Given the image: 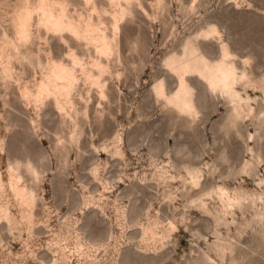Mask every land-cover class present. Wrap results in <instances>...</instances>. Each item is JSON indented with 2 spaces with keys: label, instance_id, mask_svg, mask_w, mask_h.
Listing matches in <instances>:
<instances>
[{
  "label": "rangeland",
  "instance_id": "obj_1",
  "mask_svg": "<svg viewBox=\"0 0 264 264\" xmlns=\"http://www.w3.org/2000/svg\"><path fill=\"white\" fill-rule=\"evenodd\" d=\"M120 2L0 0V50L9 49L11 75L0 64V175L7 195H0V206L9 203V213H0V264H264V204L252 202L264 200V93L253 83L236 87L254 112L237 123L229 100L195 72L184 77L195 120L155 96L159 88L176 93L178 75L168 62L190 61L184 48L220 61L213 28L234 56L230 70L260 82L264 0ZM50 10L65 26L98 25L117 40L115 54L99 59L83 39L47 29L41 18ZM24 14L29 35L19 40ZM96 61L105 69V97L80 82L74 122L63 121L51 100L37 106L36 86L53 65L80 75L75 63L90 68ZM184 166L197 170V186ZM12 169L33 197L27 206L9 191ZM219 189L246 203L224 214Z\"/></svg>",
  "mask_w": 264,
  "mask_h": 264
},
{
  "label": "bare ground",
  "instance_id": "obj_2",
  "mask_svg": "<svg viewBox=\"0 0 264 264\" xmlns=\"http://www.w3.org/2000/svg\"><path fill=\"white\" fill-rule=\"evenodd\" d=\"M118 1L120 2L121 0ZM125 1L128 0H124V2ZM134 1H138V0H134ZM121 3L122 2H120V4ZM126 3L127 2H125V4ZM161 5H162V0H157V7H160ZM131 6H133L132 3ZM96 9H97V5H96ZM29 23H30L29 15L24 14L19 17L17 23V37L19 40H26L28 38ZM41 23L49 30H54V31L67 30L70 33H72L75 37L79 39H83L87 45L92 46L95 49L99 59L108 58L109 56L115 54V50L117 47L116 46L117 40L114 39L113 41H110L106 36V34L100 29V27L94 23L92 24L88 23L84 26L77 25L74 23H69L65 26L63 21L53 14L52 10H50L49 12H43ZM211 34L215 35L220 43V53H221L220 61L216 63H210L206 59L196 56L197 50L195 46L184 48V53H189L188 58L190 61L180 62L179 60L175 59V60H170L168 62L169 68L172 69L178 75L179 86L176 93L170 96L159 88L155 90V96L160 100H162L165 106L175 109L178 114L186 115L192 120H195L198 113L192 104L184 78L185 75L195 72L204 81L207 82L209 89L211 90L212 93H219L222 96H225L229 100V102L232 104L231 113H230L231 118L234 122L237 123V121L243 120L245 117L253 115L254 112L250 105V102L252 100L246 94L245 97H242L240 93L237 91L236 87L240 86L242 88H245L251 85V83H253L254 85H258L259 89L264 93V76L260 82H256V81H251L246 72H241L240 75L238 76L235 75L228 66V64L229 65L232 64L231 59L234 56L229 51L227 45L224 44V42L221 40L220 33L216 28H213ZM208 36L209 34H205L204 38H207ZM249 60L250 58H247L243 63L248 64L250 62ZM0 64L3 68L4 75L7 78H10L11 75H10V67H9L10 64L9 49L2 48L0 50ZM193 65H194V70H191ZM74 66L79 68L80 75L77 74V71L74 69L75 67L72 70H68L53 65V68L51 69L49 75L46 76L37 84L36 92H35V101L39 108L43 107L47 100H51L57 112L59 113L61 119L63 121L69 120V122L71 123L74 122L72 115L77 113L75 109V104L73 102V97L74 94L79 91L80 82L83 83L84 85L89 84L92 86H96L97 89L99 90L100 98L105 97L103 86L100 82V78L105 72L103 65L99 61H96L93 65H91L90 68H85L80 63H75ZM253 102H255V100H253ZM260 122L264 123V112H262V117L260 119ZM69 139L71 142L73 140V137L68 138L67 142ZM248 167L249 164L246 163L244 165V169L246 170ZM184 169L186 170L187 175L190 177L191 184L193 186H197L199 183L197 170L194 168H189L188 166H184ZM31 172L34 176H36L35 169H33L32 167H31ZM18 173L19 172L14 169L9 171V176L7 178L9 191L16 204H18L19 206H27L28 202L31 203V199L33 197L31 198V194L29 193L30 190L28 192L27 189L21 186L23 177L21 178ZM93 176L94 179L97 180L99 183L103 181L98 169H94ZM39 178L41 179V177ZM5 192L6 190L4 188L3 180L0 175V195H2L4 199L7 198ZM216 197L223 209L224 214L233 215V211L235 209L240 210L243 207L244 202L246 203L244 197L241 194L231 193L224 189H219L218 192L216 193ZM256 201L262 202V204H264V200L261 197L252 198L253 203ZM5 205L0 206V213L8 214L9 203ZM144 233H145L144 235H146V232ZM151 238L154 239L156 238V236L151 235ZM63 241H66V239ZM78 247L82 248L80 242L78 243Z\"/></svg>",
  "mask_w": 264,
  "mask_h": 264
}]
</instances>
